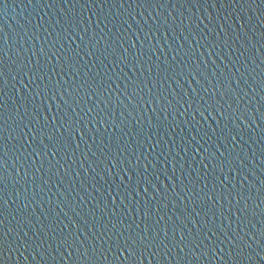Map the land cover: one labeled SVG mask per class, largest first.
I'll use <instances>...</instances> for the list:
<instances>
[{
  "label": "water",
  "instance_id": "95a60500",
  "mask_svg": "<svg viewBox=\"0 0 264 264\" xmlns=\"http://www.w3.org/2000/svg\"><path fill=\"white\" fill-rule=\"evenodd\" d=\"M0 71V264H264V0H0Z\"/></svg>",
  "mask_w": 264,
  "mask_h": 264
},
{
  "label": "snow or ice",
  "instance_id": "6c2138e0",
  "mask_svg": "<svg viewBox=\"0 0 264 264\" xmlns=\"http://www.w3.org/2000/svg\"><path fill=\"white\" fill-rule=\"evenodd\" d=\"M0 75H3V72L0 71ZM31 79V77H29ZM25 87H27V85H25ZM2 91V90H0ZM65 103H68V101H65ZM5 107V104L2 100H0V110L4 109ZM4 112L3 111H0V121H3L4 123L3 124H0V129H3V130H6L4 129V124H6V120H4ZM201 115H203V112H201ZM61 119H64V117H61ZM35 135V133H34ZM17 139H19V137H17ZM4 148V147H3ZM6 154V152H5ZM55 155V153H53ZM0 160L3 161V166L2 168H0V184L3 183V181L5 179H7V177L5 176V173H6V169H7V160H4L2 156H0ZM3 189L0 188V193H2ZM145 191H147V189H145ZM3 199V195L0 194V200ZM6 203V202H5ZM3 205H0V216H3ZM0 223H2V221H0ZM158 235V233H157ZM3 237H0V240H2ZM151 238H149L150 240ZM185 239V235L183 234V232L181 233V240H184ZM145 237L143 235H139L138 236V239H134L132 240V244L133 245H136L137 247L141 244V243H145ZM125 243L127 244V241H125ZM153 246H158L156 245V242L155 241H151V243L148 244V247H153ZM0 247H2V245H0ZM128 251L131 252L132 256L135 257L137 259V254H136V249L133 248V247H129L128 248ZM125 259H128V257H125Z\"/></svg>",
  "mask_w": 264,
  "mask_h": 264
}]
</instances>
